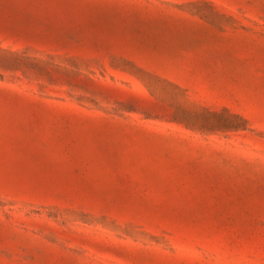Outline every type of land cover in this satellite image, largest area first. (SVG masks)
I'll return each instance as SVG.
<instances>
[{"label":"rangeland","instance_id":"rangeland-1","mask_svg":"<svg viewBox=\"0 0 264 264\" xmlns=\"http://www.w3.org/2000/svg\"><path fill=\"white\" fill-rule=\"evenodd\" d=\"M0 264H264V0H0Z\"/></svg>","mask_w":264,"mask_h":264}]
</instances>
